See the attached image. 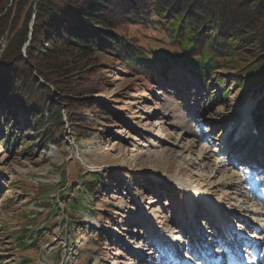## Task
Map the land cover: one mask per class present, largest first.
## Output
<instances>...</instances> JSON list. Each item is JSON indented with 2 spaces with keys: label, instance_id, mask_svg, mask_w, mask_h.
I'll return each instance as SVG.
<instances>
[{
  "label": "rangeland",
  "instance_id": "374dc122",
  "mask_svg": "<svg viewBox=\"0 0 264 264\" xmlns=\"http://www.w3.org/2000/svg\"><path fill=\"white\" fill-rule=\"evenodd\" d=\"M156 20L152 13L151 21L131 25L128 32L145 47L167 51V33ZM101 61L105 74L111 70L101 92L88 98L106 104L116 119L89 111L90 132L65 129L69 151L49 144L34 154L20 149L10 154L0 133V172L6 177L0 175V264H20L21 258L27 264H163L156 245L176 250L189 234L208 236L222 221L224 229L230 225L246 237L251 256L245 264H263L264 190L254 198L244 180L264 184V173L244 171L250 170L248 161L264 162V88L256 87L242 100L234 91L224 99L230 73L214 70L201 79L187 72L182 76L177 67L164 81L155 72L136 73L109 57ZM244 107L255 125L254 117L261 115L258 135L249 125L244 133L251 136L240 140ZM4 127L0 113V132ZM19 131L24 138L22 124ZM71 157L102 175L107 186L93 198L83 197L85 209L73 211L75 220L66 233L61 222L66 211L60 208L46 218L48 209L33 197L39 189L60 185L61 178L68 185L78 177ZM68 161L74 167L64 173L61 165L67 167ZM49 202L61 206L55 194ZM50 223L54 226L47 228ZM25 230L37 238L38 249L27 247L30 237L25 245L13 242V234L27 235ZM56 252L62 254L59 259Z\"/></svg>",
  "mask_w": 264,
  "mask_h": 264
},
{
  "label": "trees",
  "instance_id": "16d2710c",
  "mask_svg": "<svg viewBox=\"0 0 264 264\" xmlns=\"http://www.w3.org/2000/svg\"><path fill=\"white\" fill-rule=\"evenodd\" d=\"M152 13L167 33V51L145 47L128 32L131 25L151 21ZM2 42L0 113L5 127L0 133L10 154L17 149L34 154L49 144L69 151L63 133L66 128L89 131V111L116 119L106 104L88 98L101 92L111 70L104 73L102 57L136 73L155 72L164 81L168 71L177 67L180 75L188 72L201 79L214 70L230 73V80H224V98L234 91L242 100L264 86V0H0ZM71 159L77 162L75 167L68 161L61 168L66 173L74 167L78 177L68 185L61 178L60 185L39 189L33 197L38 206L48 209L46 218L60 208L66 211L61 218L66 233L75 220L73 211L85 209L83 197L93 198L107 186L97 171H87ZM70 185H75L71 192ZM56 187L58 191L52 192ZM53 194L61 206L49 202ZM26 232L13 234V242L25 245L30 237L27 247L38 249L37 238ZM56 253L59 259L62 254ZM27 263L21 258L20 264Z\"/></svg>",
  "mask_w": 264,
  "mask_h": 264
},
{
  "label": "bare ground",
  "instance_id": "6f19581e",
  "mask_svg": "<svg viewBox=\"0 0 264 264\" xmlns=\"http://www.w3.org/2000/svg\"><path fill=\"white\" fill-rule=\"evenodd\" d=\"M242 111H243V112H242V118H241V119H242L243 123L246 122L245 125H247V124L250 125V124H251V121L247 120V116H248V114H249V113H248V110L245 109V107H244V108L242 109ZM244 128H245V127H244ZM179 180H180V179H179ZM253 184L257 185L258 183H255V182H254ZM177 186H178V185H177ZM205 199H206V198H205ZM217 205H218V204H214L215 207H217ZM211 208H214V207H211ZM214 209H215V208H214ZM213 213H214V212H213ZM216 221H220V220L217 219ZM217 224H218V223H217ZM218 226L221 227V229L225 230V229H224L225 224L223 223V221H222L220 224H218ZM225 232H227V231H225ZM228 232H229V231H228ZM228 232H227V233H228ZM226 235H228V234H226ZM228 236H230V235H228ZM217 258H218V257H217ZM206 259H207V258H206ZM214 262H215V261H214ZM227 264H228V263H227ZM229 264H230V263H229Z\"/></svg>",
  "mask_w": 264,
  "mask_h": 264
},
{
  "label": "water",
  "instance_id": "95a60500",
  "mask_svg": "<svg viewBox=\"0 0 264 264\" xmlns=\"http://www.w3.org/2000/svg\"><path fill=\"white\" fill-rule=\"evenodd\" d=\"M34 19V18H33ZM33 19H32V22H33ZM32 22H31V25H32ZM31 25H30V29H31ZM31 33V32H30ZM25 46H27V43L25 44ZM23 51L25 52V48L23 49Z\"/></svg>",
  "mask_w": 264,
  "mask_h": 264
}]
</instances>
